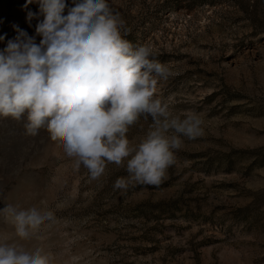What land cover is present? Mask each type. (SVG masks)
Returning <instances> with one entry per match:
<instances>
[{
	"label": "rangeland",
	"instance_id": "1",
	"mask_svg": "<svg viewBox=\"0 0 264 264\" xmlns=\"http://www.w3.org/2000/svg\"><path fill=\"white\" fill-rule=\"evenodd\" d=\"M25 2L0 0V35L34 32L38 7ZM109 2L122 37L170 70L157 98L198 113L203 134L181 137L160 185L120 190L125 166L91 180L45 129L26 135V118L0 117V208L53 213L27 240L0 214V241L41 248L50 264H264V0ZM151 123L142 116L129 141Z\"/></svg>",
	"mask_w": 264,
	"mask_h": 264
},
{
	"label": "clouds",
	"instance_id": "2",
	"mask_svg": "<svg viewBox=\"0 0 264 264\" xmlns=\"http://www.w3.org/2000/svg\"><path fill=\"white\" fill-rule=\"evenodd\" d=\"M36 4L27 19L34 32L13 25L14 37L0 35V117L21 121L25 134L45 129L66 155L81 164L91 180L107 164L125 166L127 177L115 189L158 186L176 163L181 137L203 134V121L193 111L174 114L157 98L159 79L170 70L158 62L150 45L133 47L122 37L124 21L109 0H26ZM31 26V25H30ZM37 37L39 41L37 42ZM144 117L151 126L136 144L129 128ZM0 214L20 240L29 239L53 213L12 204ZM0 264H50L43 249L26 251L18 243L0 241Z\"/></svg>",
	"mask_w": 264,
	"mask_h": 264
}]
</instances>
